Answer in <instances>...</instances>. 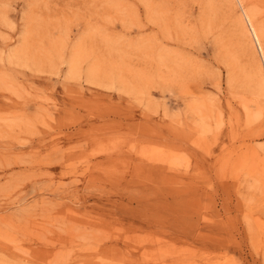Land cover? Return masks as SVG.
<instances>
[{"label":"rangeland","instance_id":"obj_1","mask_svg":"<svg viewBox=\"0 0 264 264\" xmlns=\"http://www.w3.org/2000/svg\"><path fill=\"white\" fill-rule=\"evenodd\" d=\"M261 81L264 0H0V264H264Z\"/></svg>","mask_w":264,"mask_h":264},{"label":"bare ground","instance_id":"obj_2","mask_svg":"<svg viewBox=\"0 0 264 264\" xmlns=\"http://www.w3.org/2000/svg\"><path fill=\"white\" fill-rule=\"evenodd\" d=\"M251 13V12H250ZM248 17L247 18H249V20H250V22H251V19H250V16H251V14H249L248 13ZM251 26H252V28L254 29V31H255V33L257 34V33H259V30H258V28H256L255 29V27H254V25H253V23L251 22ZM244 32V31H243ZM260 34V33H259ZM258 35V34H257ZM258 37V36H257ZM260 37H261V35H260ZM257 39V38H256ZM261 40V39H260ZM261 82H264V81H261ZM260 82V83H261ZM262 84V86H264V83H261ZM261 86V87H262ZM253 163V165L251 166L252 168V170H250L249 171V174L251 175V176H253L256 180H258L259 181V183H260V181H264V156H257L255 159H254V161H252ZM262 184V183H261ZM261 184H260V186H261Z\"/></svg>","mask_w":264,"mask_h":264}]
</instances>
